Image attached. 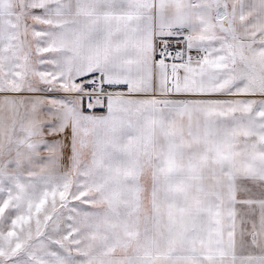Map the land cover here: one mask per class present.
Masks as SVG:
<instances>
[{
  "label": "snow or ice",
  "instance_id": "6c2138e0",
  "mask_svg": "<svg viewBox=\"0 0 264 264\" xmlns=\"http://www.w3.org/2000/svg\"><path fill=\"white\" fill-rule=\"evenodd\" d=\"M0 264H264V0H0Z\"/></svg>",
  "mask_w": 264,
  "mask_h": 264
}]
</instances>
